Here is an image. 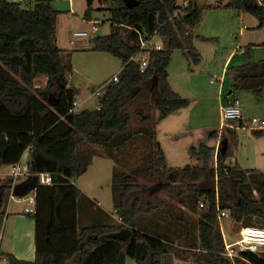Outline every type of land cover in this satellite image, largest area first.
Listing matches in <instances>:
<instances>
[{
	"label": "trees",
	"instance_id": "16d2710c",
	"mask_svg": "<svg viewBox=\"0 0 264 264\" xmlns=\"http://www.w3.org/2000/svg\"><path fill=\"white\" fill-rule=\"evenodd\" d=\"M86 1L84 18L91 21L97 0ZM110 1L117 5L110 9L112 29L108 35L95 38V50L126 63L138 47L139 35L134 27L149 33L159 28L163 48L152 52L145 72L136 62H129L120 80L106 86L100 109L78 110L75 103L80 89L70 80L72 56L57 45L59 11L48 0L29 8L20 2L0 0V170L19 163L27 150L31 153V175L25 183L35 186V212L27 214L35 221L36 246L34 261L20 260L13 254H2L1 260L8 264H84L95 248L117 241L121 249L104 264H126L132 229H139L168 245L154 247L142 238L145 254L138 264H174V247L170 244L174 239L168 232H173L181 243L183 249L176 255L183 260L191 254L195 264H264V253L242 252L235 261L223 255L225 241L219 217L227 210L243 228H264V171L244 169L239 163L228 166L230 147L225 155L220 148L216 167H169L156 140L157 123L192 103L172 88L167 68L173 51L178 49L189 54L194 63L202 62L194 30L203 18L204 8L191 0L184 15L169 20L180 0H139L133 8L127 7L125 0ZM226 7L250 13L258 20V27L264 26V5L258 0H229ZM124 31L129 34L123 35ZM255 46H264V42L248 45L245 54L250 56ZM234 73V90L263 95L264 60L235 67ZM41 75L48 76L43 89L35 87V79ZM143 95L154 100L159 117L144 116L150 125L133 132L128 107ZM226 131L224 138L237 142V128L227 127ZM252 132L264 136V130ZM138 134L146 136L150 146L147 164L130 172L114 170L113 174V206L121 222L80 226L79 202L85 195L75 182L90 165L83 144L88 140L115 158L116 151ZM215 135L213 132L211 137ZM200 149L197 159L206 161L210 148L201 144ZM191 151L196 154L195 147ZM145 171L158 179L166 177L177 187L179 203L193 212L199 210L198 220L185 217L183 210L157 195L145 196L139 182ZM40 173H50L52 184H41ZM12 181L0 186V233L4 199ZM25 183L16 186L15 194L21 195L18 189ZM162 217L173 225L172 229L162 224ZM127 227L132 228L129 234L119 235Z\"/></svg>",
	"mask_w": 264,
	"mask_h": 264
},
{
	"label": "rangeland",
	"instance_id": "374dc122",
	"mask_svg": "<svg viewBox=\"0 0 264 264\" xmlns=\"http://www.w3.org/2000/svg\"><path fill=\"white\" fill-rule=\"evenodd\" d=\"M14 1V0H6ZM39 0H26L29 5H34ZM59 4L61 9H70L67 0ZM229 0H197L199 7L204 8L203 18L195 28V46L202 55L203 59L200 64L194 63L189 54L182 50H174L171 56L167 71L172 88L182 97L191 100L189 107L180 109L172 113L166 119L156 125V140L158 147L165 152L167 164L169 167H186L188 165H203L209 167L217 166L218 151L222 147L224 136L227 135L226 128L222 125L223 97L230 90H234L233 84L235 79L234 68L247 64L249 62H258L264 59V46H257L248 56L245 49L250 43L254 44L264 42V26L256 25L258 20L250 13L243 10L230 9L226 5ZM110 0L94 4L92 11V20L87 21L82 12L75 15H68L70 20L76 17L73 24H68L67 37L71 43L73 33L80 30H87L95 21L100 22L99 30L91 32L87 37L76 38L75 45L67 51L72 56V73L70 80L73 85L80 89L77 95V101L83 105L78 110L85 108H97L99 100L92 93L103 83L108 81L115 74H122L124 61L108 52L95 50V38L108 35L111 32L112 13L111 8L116 7ZM212 6V8H210ZM220 6V7H216ZM69 13V12H65ZM63 21L61 17L59 25H65L68 21ZM80 25L81 27H79ZM247 27V28H246ZM127 36L129 32H122ZM206 38L207 40H204ZM61 44L63 42L61 41ZM237 49V57L232 62L230 68H224L228 55ZM225 71V72H224ZM224 75V81L219 78ZM218 78V79H217ZM212 80L214 81L212 83ZM224 89L223 91L221 90ZM237 98L241 101V107L244 117H256L264 119V93L262 96L256 95L250 90L234 91ZM128 112L131 114V130H137L142 126H149L150 123L145 121L144 116H152L155 119L159 117V110L156 108L154 100L147 95L140 96L129 107ZM236 127V123H233ZM238 140L231 141L228 138V148L230 147L229 156L226 158L228 166H234L239 163L244 169H253L264 171V136L257 137L253 134L250 127H236ZM134 132V131H133ZM216 132L214 137L211 134ZM146 136L138 134L124 147L116 151L115 158L108 155L105 148L98 146L88 140L83 144L90 156V165L86 173L79 177L75 184L84 193L85 197L79 202V225L84 226L93 223H102L101 218L97 220L96 212L104 210L113 214L108 216V221L121 222V219L114 211V199L112 192L114 170L130 172L135 168L144 167L149 158L150 146ZM204 144L210 148V156L205 161L197 159L200 156V146ZM192 147H195L196 154H192ZM31 153H25L23 156V167L31 162ZM27 174L17 180L16 186L25 183L30 169L25 170ZM13 180L11 167L4 166L0 170V186L8 185ZM139 182L144 186L145 196H159L167 203L176 205L183 210L185 217H191L198 220L199 210L193 212L187 206L179 203L178 189L173 184L167 182L166 177L158 179L157 176L148 172H143ZM170 185V186H167ZM14 181L12 188L8 189L4 199V207L1 215L4 224L0 233V263L2 262V253L9 251L13 242V223L17 210L25 213L29 219H33L25 212L26 207H31L30 198L35 194V186L31 185L26 195L15 194ZM15 186V187H16ZM1 191V189H0ZM12 196V198H11ZM95 213L90 215V213ZM109 215V214H108ZM8 216V218H7ZM7 220V222H6ZM162 224L173 228L165 217L161 219ZM106 221V220H104ZM105 223V222H104ZM221 229L223 223L225 243H234L240 240L243 226L236 222L231 216L220 218ZM132 229V228H131ZM127 227L119 235L124 236L128 230ZM171 239H174L173 260L174 264H195L189 254L188 259L183 260L178 257L176 252H181L183 247L173 232H168ZM142 238L147 239L144 233L132 229L130 238L129 251L132 254L140 252L145 254V248L140 244ZM154 247H165L168 242L154 236L149 241ZM111 241L109 245L113 244ZM137 253V256H139ZM126 264H136L130 258Z\"/></svg>",
	"mask_w": 264,
	"mask_h": 264
},
{
	"label": "built area",
	"instance_id": "2783aa9c",
	"mask_svg": "<svg viewBox=\"0 0 264 264\" xmlns=\"http://www.w3.org/2000/svg\"><path fill=\"white\" fill-rule=\"evenodd\" d=\"M191 0H180L178 5V9L175 11L174 15L170 17L169 20H172L175 17L182 16L186 13V9L189 6ZM260 5H264V0H258ZM100 22L95 21L91 24L90 28L87 30H80L73 33V38H83L87 37L91 32H96L99 30ZM131 28V27H130ZM138 33V47L135 53L129 58V60L124 63L123 68L131 61L139 64L140 71L145 72L150 64V58L153 51L161 50L163 48V37L159 32V28L154 30L153 32H145L140 31L137 28H133ZM74 41L72 40V43ZM121 74H115L108 82H105L103 85L98 87L92 94V96H97L99 103L100 99L104 94L106 86L112 82H118L120 80ZM218 79V78H217ZM221 82L224 81V75L219 78ZM214 81L212 80V83ZM80 105L75 103V109ZM100 105V104H99ZM99 108L100 109V107ZM233 123H236V127H242L243 129L246 127H250L252 130H264V119L260 118H245L243 115L241 101L237 97H232L222 109V125H226L231 128H236ZM23 160L19 163L11 166V174L13 176L14 188H16V182L19 178L24 177L27 172L25 170L30 169L29 164L26 167L22 165ZM31 175V174H30ZM29 175V176H30ZM39 181L41 184L51 185L52 184V175L50 173H40L38 174ZM12 198V196H11ZM31 207H26V213H34L35 212V197L32 196L30 198ZM230 216V212L227 210L221 211L219 217H228ZM250 251L253 253L261 254L264 253V228L249 226L244 227L241 231V238L239 241L234 243H225V252L223 255L230 259L231 261H235L236 258L242 257V252Z\"/></svg>",
	"mask_w": 264,
	"mask_h": 264
},
{
	"label": "crops",
	"instance_id": "0c3cea01",
	"mask_svg": "<svg viewBox=\"0 0 264 264\" xmlns=\"http://www.w3.org/2000/svg\"><path fill=\"white\" fill-rule=\"evenodd\" d=\"M26 0H14V2H20L22 3V6L24 8H29V7H33L34 5H32V3L29 5L28 3L25 2ZM42 1V0H39ZM46 1V0H44ZM51 2L52 7L59 11V14L57 15L56 18V24H57V45L62 48L67 50L68 48L72 49V47H74L73 45H75V39L72 37L71 38V43L68 42V37H67V31H68V24H73L74 20H77L76 17H73L72 20H70V18L68 17V15H75L78 13H83L82 16L85 15V12L88 8V3L86 0H67L69 3V7L70 9H68L67 11L64 9H61V7H58L59 4H63L64 1L63 0H48ZM107 0H101V2H105ZM65 12H69V13H65ZM62 18L63 21H66V18L68 17V21L65 25H62V27L59 25L60 23V19ZM259 25V22L256 24ZM79 27H81L80 25H78ZM247 28V27H246ZM196 30H194L195 32ZM196 34V33H195ZM72 40L74 41L72 43ZM61 41L63 42V44H61ZM252 44V43H250ZM254 44H261V43H257L255 42ZM247 48V47H246ZM255 50L257 49V46H255L254 48ZM237 49H234L227 57V60L224 64V68H230L232 62L234 61V59L237 57ZM264 60V59H262ZM261 61V60H260ZM225 72V71H224ZM114 76V75H113ZM225 79V78H224ZM110 80V79H109ZM108 80V81H109ZM106 81V82H108ZM225 83V80H224ZM48 84V76L47 75H41L39 77H37L35 79V87L36 88H45ZM104 84V83H103ZM102 84V85H103ZM221 90L223 91L224 89H222L221 86ZM234 91L236 90H230L225 97H223V106L229 101L231 100L232 96H236ZM93 94V93H92ZM92 97V95H91ZM237 97V96H236ZM88 99L84 100L83 102H86ZM82 102V103H83ZM77 103L80 105L81 103L77 101ZM79 107H77L76 109H78ZM249 118V117H246ZM25 153H29V150H27ZM24 153V154H25ZM24 156V155H23ZM23 160V157H22ZM11 167V166H10ZM13 214H15V218H14V223H13V242L10 246V249L5 253L2 254H13L14 256H16L18 259L20 260H25V261H34L36 258V246H35V221L34 219H29L27 216H25L26 214L23 213L21 210H17L15 211ZM95 213H90V215H93ZM109 214V215H108ZM97 215V220L99 218H101V222H105L107 223L108 221V216L111 217L113 216V214L107 213L106 211L104 212V210L102 211H98L96 212ZM8 218V216H7ZM5 219V216H4ZM106 220V221H104ZM7 222V220H6ZM110 222V221H109ZM223 223H222V230H223ZM138 232L144 233L145 237H147V239L149 241H151V239L154 237V235L148 233V232H144L142 230L137 229ZM224 233V231H223ZM225 235V233H224ZM111 241L106 242L105 244H102L101 246L95 248L91 253H89L85 260H84V264H104L107 260L111 259L120 249H121V244L117 241H113L114 243L109 245ZM138 253V252H137ZM136 254H132L131 251L129 252V255L127 257L126 262L128 261V259L132 258L136 264H138V261L140 259H142L143 257V252L140 249V252L138 253L139 256H137ZM180 262H178L179 264ZM0 264H8L6 261H2Z\"/></svg>",
	"mask_w": 264,
	"mask_h": 264
},
{
	"label": "water",
	"instance_id": "95a60500",
	"mask_svg": "<svg viewBox=\"0 0 264 264\" xmlns=\"http://www.w3.org/2000/svg\"><path fill=\"white\" fill-rule=\"evenodd\" d=\"M125 4L127 7L129 8H133V7H136L140 4V1L139 0H125ZM227 150H228V138H224L223 141H222V154H226L227 153ZM30 190V186L28 183H25L23 185V187H20L18 189L19 193L21 195H26Z\"/></svg>",
	"mask_w": 264,
	"mask_h": 264
}]
</instances>
